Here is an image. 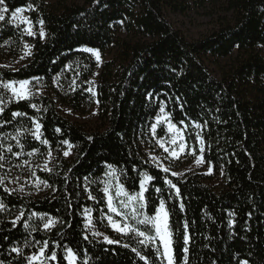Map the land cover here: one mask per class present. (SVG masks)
Instances as JSON below:
<instances>
[{
  "label": "trees",
  "instance_id": "obj_1",
  "mask_svg": "<svg viewBox=\"0 0 264 264\" xmlns=\"http://www.w3.org/2000/svg\"><path fill=\"white\" fill-rule=\"evenodd\" d=\"M29 3L38 6L29 17L35 26L38 20L44 21L45 37L25 36L6 22L8 18L1 22L0 60L18 58L25 43L31 55L18 71L0 68V81L40 78L56 102L80 114L95 100L98 126L88 130L66 120L49 96L7 104L0 114V144L20 152L16 141L4 135L31 128L29 117L42 124L41 139L49 144L42 145L21 132L24 149L19 160L5 153L11 163L0 169V177L7 174L0 186V200L6 206V211L0 212V260L26 264L23 256L17 257L9 249L16 246L24 248L25 255L31 254L35 249L25 247V241L35 238L50 241L49 255L51 242L59 243L56 250L62 264H66L65 244L78 252L77 264L84 260L88 264H144L131 251L137 245L130 236L115 234L99 224L101 211L106 209L99 190L102 185L89 188L98 197L95 201L89 200L84 190L86 176L101 178L106 165L111 164L129 191L139 190V173L155 178L149 182L144 211L154 214L160 199L166 201L178 264L184 256L185 223L191 236L189 264H264V59L258 50L264 45V0H72L55 6L45 0H6L8 15ZM191 10L201 11L213 26L195 40L186 39L169 21L170 15L182 16ZM84 47L110 57L102 65L95 96L87 94L83 86L96 66L92 55L81 51ZM78 71L82 74L78 87L56 93L54 78L67 82L71 73ZM0 95L5 100L10 97L2 87ZM161 100L195 152L199 146L196 134L200 133L210 175L173 177L149 161L146 152L153 150L150 128ZM15 111L27 116L13 119ZM192 122L207 127L196 129ZM65 139L72 148L69 158L63 155L66 145L61 141ZM33 148L39 151L30 157L27 152ZM47 159L52 172L38 167ZM24 160L34 165L35 179L47 181L56 191L44 187L42 192L26 194L13 187L8 181L23 168L13 165ZM165 176L179 187V198L164 183ZM5 186L17 191L9 195ZM157 187L162 189L160 193L155 192ZM85 208L92 209L95 225L120 240L119 245L86 234ZM21 211L25 215L13 228L10 221ZM32 212L47 214L57 223L45 231L39 216L29 219ZM23 220L40 225V230L29 234ZM125 243L130 247L124 248ZM144 254L155 260L151 247Z\"/></svg>",
  "mask_w": 264,
  "mask_h": 264
},
{
  "label": "snow or ice",
  "instance_id": "obj_2",
  "mask_svg": "<svg viewBox=\"0 0 264 264\" xmlns=\"http://www.w3.org/2000/svg\"><path fill=\"white\" fill-rule=\"evenodd\" d=\"M38 6H34L33 4L29 3L27 8L24 7H17L14 11H11L10 19L6 21V14L9 13L10 8L6 4V0H0V22H7L9 24L19 26V23L27 25L24 28V34L35 37L36 32L32 29V21L27 17L21 15L25 11H36ZM37 23L41 25L39 30V36L41 39L45 37V30L43 28L44 21L38 20ZM7 43V42H6ZM24 47L29 49L24 53V56H21L20 59H24L25 56L31 55L30 46L25 44ZM81 51L85 53H90L92 56L95 57L97 61V67H99V62L101 60L100 51L98 49H93L90 47H84ZM3 67H10L9 65H3ZM18 71V69H13ZM39 80L40 78H33ZM54 79L58 80L59 76L55 77ZM31 81L28 79L18 80V81H0V87L4 90L9 92L11 95L8 100L4 99L3 95H0V114H2L5 110V107L10 101H23L29 100L30 97L34 95L31 87ZM75 83V82H73ZM89 84H92V81H88ZM88 92H91L95 95V91L93 87H89L87 89ZM153 94L148 93V96L151 97ZM32 108L37 109L36 104L30 105ZM183 108V105H181ZM27 113L22 111H15L12 113L13 119L17 117H25ZM31 120L32 127H24L22 129L17 130L16 135L10 136L9 134H5L4 138H10L16 141V146L21 149L20 152H14L11 145L5 147L3 144H0V169L4 168L5 163H11L8 158L6 157L5 153H11L13 157L19 160L20 156L23 154L24 144L21 143V132L31 135L36 140H38L42 145H48L49 141L47 139H41V128L42 124L35 118L29 117ZM5 123H11V121H5ZM166 124L168 133L171 134L170 138L165 141L162 138L157 137V128L158 125ZM180 124L185 125V129L187 125L185 124L184 120L179 122ZM192 126L196 129H200L202 127H207V125H201L200 123L192 122ZM34 129V130H33ZM57 132L60 129H56ZM150 131L155 139L157 145L163 149L164 152L169 154L168 158L172 159H179L180 155L184 153V149L186 144L184 142V136L181 134L182 130L177 127V124L173 122L171 115L165 111V102L163 100L160 101V107L157 115L155 116V122L151 124ZM91 139V138H89ZM197 141L202 145L201 152H203V144L204 140L201 137L200 133L197 132L196 134ZM61 143L63 145L69 144L68 140H62ZM169 146L166 147L165 144ZM39 149L33 148L31 151L27 152L28 156H33L37 153ZM191 154L195 155V151ZM51 152H48V156L51 157ZM63 155L68 157L70 155L69 151H64ZM152 161L156 163V166L165 173L171 172V175L178 176L182 175V173H177L171 171L169 167H166L164 164L160 162V158L156 156L150 157ZM203 162L202 157H197L195 163L197 165ZM49 161L46 160L44 168L42 170L52 172L53 169L48 167ZM24 165H28L30 170V176L36 177V172L32 169V166L29 164V161L24 160L22 164L13 165L14 167H23ZM106 171L104 172L103 177L98 179H90L89 177H85V181L87 182L85 191L88 193L89 200H97L98 197L93 195L92 191H89L92 185H102L100 187V191L103 193V202L107 208V213L101 211V219H106L108 225L117 233L121 234L122 236H130L132 240L136 242V247H131V251L135 253V256L140 260L143 261L144 264H155V261H159L160 264H178L175 249L173 247L174 240H173V231L170 226V211L166 207V201L164 199H160L158 206L155 208L154 214H148L144 211V209L148 206L147 205V198L146 193L149 191V182L154 180L155 178L146 172L139 173L141 179L139 180V190L138 191H129L125 184L121 181L120 175L117 174V168L111 164L106 165ZM211 172V168H209V173ZM120 173L123 174V170H120ZM7 179V174L5 176L0 177V186H4L5 180ZM19 178L17 177L16 180ZM16 180H9V183H15ZM164 183L168 185L171 189H174V194L177 198L180 197L181 192L179 187L173 183L172 180L168 179L167 176L164 177ZM35 184L38 187L39 185H43L44 187H52L48 184L47 181L40 180L38 177L35 180ZM19 191L23 192V187L18 189ZM4 191L7 192L9 195L14 194L17 189H9L6 186L4 187ZM52 191L55 192L56 189L52 187ZM162 191L161 188H155L156 193H160ZM77 196L80 195L79 192L76 193ZM171 197H169L170 199ZM71 207V204L68 205ZM179 208L181 211H184V204L180 203ZM6 211V206L2 200H0V212ZM85 215L87 217L85 222V229L93 235V237L103 235V240L106 244L119 245L121 242L120 240L111 239L108 235H104L103 233L96 230L95 225L93 224L91 218V208L84 209ZM24 212H20L19 215L15 216L13 220H11L12 227L15 228L17 222L21 221V218L24 216ZM231 215V213H230ZM39 216V219L43 221L42 227L45 231H51L52 228L56 225L57 221L47 214H38L36 212H32L29 215V219L32 217ZM113 216L120 217V220H116ZM61 223H63L61 221ZM232 221H229V225H232ZM23 225L25 229L29 230V234L38 232L40 230V225H33L29 224L28 220H23ZM8 239V237H5ZM84 240H88V236L84 235ZM157 241L159 244L157 245ZM191 241V236L188 231L187 223L184 224V235H183V243L184 247L182 249L184 256L182 264H189V244ZM52 248L49 252V240L40 241L35 238L32 240L25 241V247L34 248L35 251L31 254L25 255L24 248L12 246L10 247L9 251L11 253H15L17 257L23 256L26 264H62V262L58 259V252L57 248H60V244L57 242H51ZM124 248H129L130 245L125 243L122 245ZM149 247L155 252V260H152L149 256L144 254V250L148 249ZM162 249V250H161ZM63 261L66 264H77L79 259L78 252L74 250L71 246L65 244L63 245ZM108 251V249H105ZM0 264H4L3 260H0ZM83 264H88L87 260H84ZM241 264H248L247 261H242Z\"/></svg>",
  "mask_w": 264,
  "mask_h": 264
},
{
  "label": "rangeland",
  "instance_id": "obj_3",
  "mask_svg": "<svg viewBox=\"0 0 264 264\" xmlns=\"http://www.w3.org/2000/svg\"><path fill=\"white\" fill-rule=\"evenodd\" d=\"M71 1L72 0H45L46 4L52 5V6H55L59 3H67L68 4ZM29 14H30V11H25L21 15L27 16L30 19ZM10 17H11V13L9 15L7 13L6 18L10 19ZM169 21L173 25V27L175 29H177L178 31H180L183 34V36L188 40H195V39H198V38L206 35L213 27L210 23V19L205 17L201 11H195V10H191L182 16L170 15ZM17 24L19 25L18 28H20L22 32H23L24 28L27 27V25L19 23V21H17ZM13 26L17 27L16 25H13ZM40 27H41V25H39V23L36 26L32 23V29L34 32H36V36H39ZM22 34H24V32ZM24 35L27 37H31V36H28L26 34H24ZM35 37H31V38H35ZM25 44H27V43H25ZM24 45L22 48L21 55L18 58L14 59V60L13 59L9 60V58L0 60V68L16 69V68L24 65L26 63V61L28 60V57H29V56H25L24 59H20L21 56H24V53L26 51H29V49H26L24 47ZM30 50H31V48H30ZM258 50L264 59V45L260 46L258 48ZM92 57L94 58V61L96 64L95 70L92 73V76L88 79V81H92V84H89L87 81L83 84V86H84L85 92L87 94L95 96L96 94L93 95L91 92H88L87 89L89 87H93L94 91L96 93V87H97L96 85H97V81H98V77H99L102 65L105 62V60L107 61L110 57L107 54L101 55L99 67H97V61H96L95 57L94 56H92ZM3 65H9L10 67H3ZM80 72L81 71H78L75 74L71 73L70 79H68L67 82H65L63 80L60 81V78H59L53 85V87H55L57 90L56 93L64 94L66 92H70L74 88H77L78 87V81H81V78H82V76H81L82 74ZM30 81H31L30 87H31L34 95L32 97H30L29 100H35V99L39 100V98H41V97L49 96L50 98L53 99L52 101L55 102V107H56L58 113L62 117H64L66 120L70 121L71 123L80 125V127L83 126L88 130L94 129V128H96V126H98V123H97V121H98V109H97V103L95 100H93L92 107L86 109L84 114L75 113V112L71 111L68 107L62 106L60 103L56 102L55 101L56 100L55 95L47 90L46 85L42 81H40V80H30ZM73 82H75V83H73ZM154 122H155V120H154ZM180 129L182 130L181 134L184 136V142L186 144V147L184 149V153H182L180 155L179 159L168 158L169 154L164 152L163 149L160 148L159 145L156 144L155 139L152 138L153 150H151L150 152L149 151L146 152L149 161L155 167H157L156 163L154 161H152L150 159V157H152V156L159 157L160 162L162 164H164L166 167H169L171 169V171H174L177 173H182V175H178V176L171 175V172L166 173V174L173 176V177H179L180 178V177H183L184 175H187L190 173L191 174L192 173H198V174H203V175H210V173H211V172L209 173L210 167L207 166L203 160V152H201L202 145L198 142L199 143L198 151L195 152V155L191 154L194 150L192 148H190L188 146V144L186 143L185 135H184V129L183 128H180ZM170 136H171V134L168 133L166 124L162 123L161 125H158V128H157V137L158 138H162L165 141H167L170 138ZM152 137H153V135H152ZM165 146L168 147L169 145L166 143ZM64 151H69L71 154L72 148L69 147L68 145H66ZM70 156L71 155H69L66 158H69ZM197 157H202V160H203V162L199 165H197L195 163V160ZM47 161L50 162L49 159H47ZM45 162H46V160H45ZM45 162H43L42 164H39L38 167L44 168ZM30 165L32 166V169H35L33 164H30ZM48 165H49V163H48ZM16 175H18L17 177L19 179L16 180L17 177L14 179V180H16V182L11 183L13 187H16L17 189H20L21 187H23V192L26 194L28 192H31L32 190L35 192L44 191V186L42 184L39 185L38 187L36 186V184H35L36 179H35V177L30 176V170H29L28 165H27V167H26V165H24L23 168H21L20 170H18L16 172ZM104 213H107V208L105 209ZM91 218H92V214H91ZM113 218L116 220H120V217L113 216ZM86 219H87V217L84 213V225H85ZM92 221H93V219H92ZM93 224L95 225L94 222H93ZM99 224L102 227H106V228L110 229L113 233L119 234V233L115 232L108 225V222L106 219L102 220L101 216L99 217ZM95 227H96L97 231L103 233L104 235H107V233L104 231V229H100V227H98V225H95ZM85 231H86V234L88 236H90V237H92L98 241L104 242L103 235L93 237L91 232L87 231L86 229H85ZM108 236L110 237V235H108ZM110 238L112 239V237H110ZM165 264H166V262H165Z\"/></svg>",
  "mask_w": 264,
  "mask_h": 264
}]
</instances>
